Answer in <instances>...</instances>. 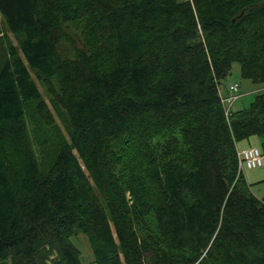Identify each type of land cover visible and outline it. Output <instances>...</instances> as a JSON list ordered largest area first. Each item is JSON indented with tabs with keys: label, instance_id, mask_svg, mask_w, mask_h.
Here are the masks:
<instances>
[{
	"label": "trees",
	"instance_id": "trees-1",
	"mask_svg": "<svg viewBox=\"0 0 264 264\" xmlns=\"http://www.w3.org/2000/svg\"><path fill=\"white\" fill-rule=\"evenodd\" d=\"M233 63L263 91L226 115ZM252 137L264 0H0V264H264Z\"/></svg>",
	"mask_w": 264,
	"mask_h": 264
},
{
	"label": "rangeland",
	"instance_id": "rangeland-1",
	"mask_svg": "<svg viewBox=\"0 0 264 264\" xmlns=\"http://www.w3.org/2000/svg\"><path fill=\"white\" fill-rule=\"evenodd\" d=\"M12 42L15 43L11 37ZM232 84H238L235 92L230 91L228 88ZM39 89L43 92L49 109L54 114V117L59 125V128L65 136V124L61 116H58L54 108L51 107L49 96L44 93L43 87L38 83ZM220 91L224 97L237 96V99L232 103L231 111H239L247 109L253 101L256 94L263 91L261 85L252 83L247 79H243L240 74V66L238 63H233L229 75L221 82ZM264 137H252L247 140L238 142L237 147L239 150L249 146L257 147L260 149ZM244 178L246 179L250 192L259 200H264V167L257 169H245ZM71 244L79 251L81 264H95L94 257L90 249V245L86 235L78 234L70 238Z\"/></svg>",
	"mask_w": 264,
	"mask_h": 264
},
{
	"label": "built area",
	"instance_id": "built-area-1",
	"mask_svg": "<svg viewBox=\"0 0 264 264\" xmlns=\"http://www.w3.org/2000/svg\"><path fill=\"white\" fill-rule=\"evenodd\" d=\"M237 84H232L229 87L230 91H235ZM236 99V97L231 96L229 98H221L224 104L225 114L229 112L231 103ZM238 157V175L244 172L245 169H257L264 167V154L257 147H247L237 151Z\"/></svg>",
	"mask_w": 264,
	"mask_h": 264
},
{
	"label": "bare ground",
	"instance_id": "bare-ground-1",
	"mask_svg": "<svg viewBox=\"0 0 264 264\" xmlns=\"http://www.w3.org/2000/svg\"><path fill=\"white\" fill-rule=\"evenodd\" d=\"M229 110H230V108H229ZM229 113V112H228Z\"/></svg>",
	"mask_w": 264,
	"mask_h": 264
}]
</instances>
